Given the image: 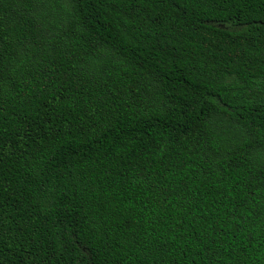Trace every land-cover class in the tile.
Segmentation results:
<instances>
[{"label": "trees", "instance_id": "16d2710c", "mask_svg": "<svg viewBox=\"0 0 264 264\" xmlns=\"http://www.w3.org/2000/svg\"><path fill=\"white\" fill-rule=\"evenodd\" d=\"M0 264H264V0H0Z\"/></svg>", "mask_w": 264, "mask_h": 264}]
</instances>
